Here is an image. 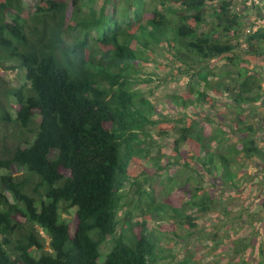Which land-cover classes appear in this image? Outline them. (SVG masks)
Segmentation results:
<instances>
[{
  "label": "trees",
  "instance_id": "16d2710c",
  "mask_svg": "<svg viewBox=\"0 0 264 264\" xmlns=\"http://www.w3.org/2000/svg\"><path fill=\"white\" fill-rule=\"evenodd\" d=\"M158 1L151 9L133 0L121 12L116 0L100 8L99 0H0V70L19 72L16 83L0 72V264H158L150 217L195 229L196 214L222 209L218 187L241 182V157L264 165L250 123L264 98L256 71L264 28L241 51L242 16L232 0ZM159 57L185 76L194 70L188 93L171 96L180 118L140 89L150 80L136 77L139 64ZM220 105L235 116L230 146L226 133L205 137L193 119L179 126L191 109ZM152 127L162 136L175 131L174 159L163 165L151 157ZM148 157L161 171L179 167L189 184L165 196L152 185L157 174L147 175ZM197 169L213 188L191 186ZM127 183L134 209L145 204L144 221L127 210ZM259 221L251 242L235 232L232 245L239 259L252 249L264 264ZM109 239L112 250L103 254Z\"/></svg>",
  "mask_w": 264,
  "mask_h": 264
},
{
  "label": "rangeland",
  "instance_id": "374dc122",
  "mask_svg": "<svg viewBox=\"0 0 264 264\" xmlns=\"http://www.w3.org/2000/svg\"><path fill=\"white\" fill-rule=\"evenodd\" d=\"M105 0H99L98 8H100ZM119 4L120 11H125L128 8L129 2L133 0H116ZM147 6L151 9L159 6L158 0H146ZM223 0H218L216 6ZM236 5L235 10L240 12L245 2L250 0H232ZM169 4L175 5V0H170ZM255 4V3H252ZM215 6V7H216ZM215 7H211L209 20L215 19L213 15ZM248 7V5H247ZM251 7V5H250ZM244 11V9H243ZM252 12V11H251ZM257 18L253 22L245 17L242 18L243 29L240 32V50L244 51L246 48L244 42L246 38L255 32L259 26L260 20ZM149 63L139 64V72L136 77L140 80H150L140 86L142 92L152 99L158 106L159 110L166 112L168 109L175 118L181 117L182 111H177L171 105V96L178 94L188 93L190 85L188 81L196 78L193 76L194 70H190L186 76L179 71V64L171 59H150ZM189 72L188 70L183 71ZM256 71L261 75L264 85V63L256 68ZM2 74L9 81L14 83L18 82V70H0ZM21 78V77H20ZM264 94V92H263ZM220 98V97H219ZM175 101V100H174ZM259 116L250 117V123L254 124L258 130L257 140L258 145L264 149V98L257 105ZM223 106H218L215 109L210 107H198L190 110L187 114L190 118H185V126L193 119L200 126L201 131L205 137L213 134L214 132L226 133L229 141L228 146L235 142L231 127L232 121L235 118L233 114L225 113ZM228 112V111H227ZM234 112V109L231 110ZM179 113V114H178ZM170 115V114H169ZM151 133L156 144L152 148L151 157L161 158V165L163 162L173 160V145L175 140V131L170 130L169 135H160L158 127H152ZM185 148V147H183ZM161 156V157H160ZM148 157L145 161V168L150 170L148 176L154 174L160 178V181L152 182L157 190L165 196L175 195L181 187L189 184L187 174H182L179 167L171 165L167 170H160L159 166L151 161ZM242 158V159H241ZM239 163L243 168L237 169L238 174L242 176L241 182L234 186L232 190L222 192L223 186L218 187V194H221L223 207L220 211L209 214L200 215L196 214V223L198 225L195 229H189L170 217H150L148 229L158 239V249L160 259L158 264H185V261L192 260L190 264H234L235 262H245V264H257L259 257L257 250L252 249L247 253L243 259H239L234 253L232 241L237 232L242 238H246L247 242H251L255 234V230L260 226V218H264V165L259 162L241 157ZM156 169V170H155ZM157 171V173H155ZM154 175V176H155ZM193 176L191 186H197V182L204 184L205 188H213L214 185L210 184L209 179L202 177V170L192 171ZM162 180V181H161ZM181 182V183H180ZM135 187H131L127 183L124 193L126 199L124 200L127 210H132L134 221H144L145 204H141L139 210H135L132 205L134 200ZM166 197V198H167ZM145 203V199H143ZM148 218V216H146ZM129 225H124V234L129 236ZM113 243L109 239L102 247V253L107 254L112 250ZM255 258V259H251Z\"/></svg>",
  "mask_w": 264,
  "mask_h": 264
},
{
  "label": "crops",
  "instance_id": "0c3cea01",
  "mask_svg": "<svg viewBox=\"0 0 264 264\" xmlns=\"http://www.w3.org/2000/svg\"><path fill=\"white\" fill-rule=\"evenodd\" d=\"M259 1H260L259 4L256 3L252 4V0H250L249 2H245L244 4H242V6H244L245 8L242 7L240 12L235 10L236 5L234 4L235 5L234 10L242 16L243 20H245L246 17L247 19L250 20V22H253L257 18L260 17L264 18V0H259Z\"/></svg>",
  "mask_w": 264,
  "mask_h": 264
},
{
  "label": "built area",
  "instance_id": "2783aa9c",
  "mask_svg": "<svg viewBox=\"0 0 264 264\" xmlns=\"http://www.w3.org/2000/svg\"><path fill=\"white\" fill-rule=\"evenodd\" d=\"M252 3L259 4L260 1H259V0H252ZM260 28H264V18L260 20V22H259V26L256 28L255 32H256L257 30H259Z\"/></svg>",
  "mask_w": 264,
  "mask_h": 264
}]
</instances>
